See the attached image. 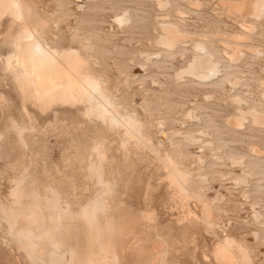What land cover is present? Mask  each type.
Here are the masks:
<instances>
[{
  "label": "rangeland",
  "instance_id": "obj_1",
  "mask_svg": "<svg viewBox=\"0 0 264 264\" xmlns=\"http://www.w3.org/2000/svg\"><path fill=\"white\" fill-rule=\"evenodd\" d=\"M29 1L30 3H34L31 5L36 7L34 9L36 14L48 19L47 21L50 24L49 33L56 34L58 37V47L78 49L82 44L88 42L91 43H88L89 45H93L90 51L93 53H87L94 54L93 58L95 59L89 58V54L87 57L86 53L85 56L89 58L88 61L91 64H95L96 61L97 63L99 62V67H96L95 70L101 71L106 76L111 92L121 94V97L117 94L120 104V100H122L123 104L127 100L124 105L126 106L127 104V112H133L132 114L137 115L146 127L149 125L147 132H150L148 134L152 137L153 141L156 140L157 131L160 129L158 124L162 122L163 125L165 124V128L163 127L165 132L171 134L180 130L179 132L183 131L184 135H195L196 139H200L204 143L209 142L213 145V148L202 147L201 143L184 145L182 137L176 139V142L178 141L183 145L182 152L185 153L182 159L179 158L178 162L180 161L182 166H185H183L185 170L189 169L190 173L193 172L190 175L193 178H197L200 175L197 172L201 174L202 171L205 172L206 174L204 175L203 173L202 176L207 177V181L209 182H206L202 186L196 178L192 179L190 177L191 189H198L199 185L202 188L205 187L203 188V193L210 202L212 209L215 207V210L213 209L214 216L210 227L196 221L184 220L182 206L179 200H176L173 196L174 192L168 188L166 181L164 180L163 182L165 173L164 171L162 172L160 165L150 152L130 148L129 160L125 162V154L118 148V136L106 133L100 128L97 129V126L95 127L85 119L83 120L80 115L82 114L80 108L70 109L68 112L67 109H55L57 112L56 117H54L53 111L42 113L30 101L22 100L21 95L12 85L10 78L2 74L1 68L0 95L3 96L4 100L0 102V133L4 134H2L4 137L1 136V139L4 138V142L0 139V205H8L11 202L9 193L14 187L15 181L22 177H27L28 179L26 178L24 182L27 188L32 187L35 190L37 189L36 191L38 194L40 193V196L49 195V189L54 188L61 196V204L69 203L70 211L76 213L79 207L85 204L86 200H89L95 191L98 190L95 181L88 177L86 171V166L89 162L87 159L90 158L88 157L90 156V142L96 135L99 137L107 136V141H110V147L106 146L105 150L110 159L109 163H111V166L107 167L108 171L112 174L117 169L123 181L129 180V187H126V191L120 183L121 186L118 188L120 194L117 191L114 199V206L117 205V201L120 198L125 204L119 210L115 207L114 211L120 212L125 210L126 213L134 215V219L137 220L135 231L142 244L139 255L132 258L134 262L130 258L128 260L129 264H160V261L164 260L161 255L163 252L167 253V259L165 258L166 260H164L166 264H215L212 256L213 249L225 236L234 239L244 247L247 246L246 248L250 253L253 264H264V129L252 126L250 120L244 122V129L233 128L229 123L233 117L236 118L239 115L237 114L239 113V108L236 106L234 98H241L242 102L245 101L247 103L244 105L242 111L252 109L264 113L263 89L260 84L262 80L264 82V72H262L264 71V19L258 21L259 23L251 19L246 20L253 27L256 25L257 32L255 31V27L254 32L257 34L253 32L255 35L253 33L251 35L245 32L246 30H243L241 27L242 20L238 16L233 14L231 16L227 12V9L223 5V0H196V6H194L196 3L193 2L195 0H191V2L189 0H184L186 2L183 0H170L169 4L171 5L168 4L170 6L169 11L164 9L169 6H159L165 0ZM76 5L81 6L80 11L77 10ZM198 8L200 9L198 10ZM214 12H218V14H214ZM181 13H183L182 16L180 15ZM123 15H125L124 17L130 15L129 19L131 17V25H125L124 28L123 26H119L116 21ZM238 20L240 21L238 22ZM164 22L165 24H169L170 22V25L179 27L183 33L189 35V39L186 40L183 46L178 47L172 52L164 51L157 45L162 35V32L159 31ZM7 24L8 21L5 20L0 29V63L8 52V47L4 44ZM51 28L56 31H52ZM73 35H78L77 38H80V42L77 38L78 42L74 39L76 36L72 38L71 36ZM228 35L229 38L231 35L233 37L235 35L247 37V43L245 40V43L240 42L241 44H237L243 55L241 59L239 58L240 61H237L238 63H234V66L233 64L229 65L231 63L225 55L226 52H230L227 46L232 47L235 45L232 39L227 38ZM232 36L231 38H233ZM70 38H72V42ZM208 38L209 40H206ZM193 42L194 44L203 43L207 47L214 61L222 67L223 78L212 84L198 83V81L188 78H183L181 81L175 79V75L180 70L185 69L196 55L193 48L191 49L194 46ZM254 51L260 53L257 55ZM145 56L149 59L152 58L154 61L157 60L155 61L157 63L151 59L153 62L150 60L151 64H149ZM152 56H156L157 58ZM93 60L96 61L94 62ZM137 68L143 69V76L139 78L140 80H137L138 82L132 79ZM126 78L128 79V84ZM124 81H126L125 87L126 85L128 86L126 88L122 87ZM234 82H237L236 85H234ZM239 82L240 84L237 86ZM118 84H122V86L120 85L119 87ZM209 95L212 97H206ZM144 110L146 111L145 113L142 112ZM26 112L27 116H25ZM186 114L190 115V120L188 121ZM192 116L193 118H191ZM194 116L197 117L194 119ZM198 117L200 118L198 119ZM21 121H23L22 123L25 126L20 123ZM4 122H8L9 127ZM191 122L193 125L188 126ZM13 123L24 126V138L27 137L24 139V142L28 144L26 146L29 148L26 149L25 146L23 147L25 150H22L23 144L19 145V140L17 141V135L13 130ZM153 126L155 128L157 126V130ZM206 132H209L212 139L208 137L209 135L205 134ZM168 133L165 134L167 135ZM78 135L80 136L78 137ZM206 138L209 139L206 140ZM76 140L78 143H75L77 142ZM166 149L168 152L172 151L173 153V150ZM217 149L224 155L221 156ZM252 149L256 150L257 153H254ZM212 151H216L217 153ZM259 152L261 156L258 155ZM185 155H187L186 158L184 157ZM200 156L203 158L202 162H197L198 158H201ZM148 157H150L149 160H147ZM216 157L218 158L217 161L223 159V162L215 161ZM240 159L244 160L240 161ZM231 160L232 162H230ZM235 160H238L239 163ZM233 161H235L234 168L231 166L234 164ZM240 162L246 165L243 166ZM151 163L152 166H150ZM195 164L200 167H194ZM201 164H204L202 168ZM24 171L28 173L26 176ZM247 175L249 178H246ZM239 178L241 179V183L238 182ZM242 180L244 181L242 182ZM228 183L229 185H227ZM242 194L247 196L243 195V197ZM214 199L218 201L213 202ZM143 212H152L154 214H152L153 223L140 219ZM72 226L75 229L73 232L76 236H79L80 242L84 244L83 226L79 223ZM1 228L0 264H28L21 257L10 237H8L4 225H1ZM210 228L213 230H210ZM171 229L172 231H169ZM182 229H185V231ZM186 229L188 232H186ZM161 246H164V250H162ZM17 259H19L18 262H16Z\"/></svg>",
  "mask_w": 264,
  "mask_h": 264
},
{
  "label": "bare ground",
  "instance_id": "obj_2",
  "mask_svg": "<svg viewBox=\"0 0 264 264\" xmlns=\"http://www.w3.org/2000/svg\"><path fill=\"white\" fill-rule=\"evenodd\" d=\"M169 1L170 0H165V2L159 4V6L168 7L169 5H171L169 4ZM189 1L191 2V0ZM193 2L196 3V0ZM32 3H30L29 0H0V29L3 25V22H5V20L8 21L7 28H6V36H5L6 38L4 39V44L8 47V52H7V55L1 60L0 68H1L2 74L10 78L12 85L19 92V94L22 97V100L30 101L34 105V107L36 106L38 110L41 111L42 113H45V112L48 113V111H53L54 117L57 116V112L55 111V109H67V112H68V110L70 109L80 108V110L82 111V114L80 113L79 114L82 116L81 118H83V120L85 119L86 121L91 123L93 126L95 127L97 126V129L100 128L104 130L106 133L114 134L119 137L118 148L125 154L124 155L125 162H128L129 160L128 156H129L130 148L150 152V154L153 155L154 159L160 165L162 172L164 171L165 173V176H163L164 177L163 182L164 180L166 181L168 188H170V190H173L174 192L173 196L176 198V200L177 199L179 200L182 206V210L184 211V215H183L184 220L196 221L205 226L210 227L211 222L213 220V216H214L213 209L215 207L213 206L214 208L212 209L210 202L206 199L205 194L203 193V190H204L203 188L205 187L202 188L199 185V187H201L200 189L199 187H197L198 189H194V190L191 189L192 186L190 187V177H191L190 175L193 174V172L191 170L192 173H190V171H188L189 169L185 170L184 168L185 166L183 165L184 166L183 167L181 162L180 161L178 162L179 158L182 159V156L185 153L182 152L183 145H181L178 141L176 142V139H178L179 137H182V140L184 141L183 142L184 145L185 144L186 145H194V144L196 145L197 143L198 144L201 143L200 145H202V147H212V148H213V145L209 142L204 143L203 141H200V139H196L194 137L195 135L194 136H191V134L184 135L185 133L183 131H182L183 133L179 132L180 130L177 131L176 133L174 132L171 134L168 132H165L164 131L165 124L163 125L162 122L158 124L160 126V129L157 131L158 132L157 138L156 140H154L155 141L154 142L152 137H150V135L148 134L149 131L147 132V127L149 125L146 127L137 115L132 114L133 112L131 113L127 112V104L126 106H124L127 100L124 101L125 102L124 104L122 100H120L121 101V104H120L118 102V99H119L118 96L121 97V94L119 95V93L117 92H111L106 76L103 75L100 70H99L100 72L95 70L96 67L97 68L99 67L98 65L99 62L97 63L96 60H93L94 62L95 61L96 62L95 64L94 63L91 64L88 61L89 58L95 59L93 58L94 54L92 55V54L87 53L92 50L93 47L91 46L93 45H89L91 43L88 42L89 44L86 43L87 44L86 45L84 43L78 49H75L72 47H69V48L58 47V44H57L58 37L56 36V34L53 35L49 33L50 24H49V21H47L48 19L46 17L45 19L43 16L41 17L38 14H36L34 11L36 7L32 6L31 5ZM188 3H187V6H188ZM196 5L197 3L194 6ZM223 5L227 9V12L231 14V16L232 14L236 15L242 20L241 27L243 28L244 31L246 30L245 32H247L248 34L252 35V33L254 32V27L256 25H254L253 27L252 25L248 24L247 23L248 21L246 22L247 19H251L256 22L264 19V0H227L225 2L223 0ZM75 7L77 8V10L81 9V6L79 5H76ZM200 8H198V10ZM164 9L170 10V6ZM216 13L218 14V12ZM216 13L214 12V14ZM182 14L183 13H181L180 15L182 16ZM125 15H123L120 19L116 20L118 25L123 26V28L125 25L127 26L131 25L130 23L131 17L129 19L130 15L127 17H124ZM239 21L240 20H238V22ZM56 26L58 27L57 24ZM160 29L161 30L159 32H162V35L160 34L161 36L157 42V45L161 47L164 51L172 52L178 47L183 46L186 40L189 39L188 34L183 33L179 29V27L172 25V24L170 25V22L169 24H165L164 22V25H162ZM255 31H256V27H255ZM77 36L78 35H73L71 37L72 38L74 37V39L76 40ZM231 36L229 38V35H228L227 38L232 39L235 45L232 47H228L229 46L228 45L227 48L230 49V52L229 53L226 52L225 55L228 61L231 63L229 65L233 64L234 66V63L237 61H240L241 56L243 55V53L240 50V47L237 44L240 42H244L247 39V37L241 36V35H235V37L232 36L233 38H231ZM219 37L221 36L219 35ZM72 38H70V40ZM78 38L77 40L79 41L80 38L79 39ZM206 40H209V38ZM252 40H253V37H252ZM252 40H251V43H252ZM245 42L247 43V40ZM217 46H218V43H217ZM192 48L196 55L195 56L193 55L194 57L192 58L190 63H188L185 69L180 70L177 74L175 73L176 74L175 79H177V81H181L183 78H188V79L196 80L198 81V83L200 82L204 84H212L224 77L221 71L222 67L220 66L219 63L214 61L213 56L211 55V53L208 51L207 47L203 43H200V42L195 43L194 46L191 47V49ZM90 53H93V52H90ZM254 53H257V51L256 52L254 51ZM254 53L253 55L257 56L258 53L260 52H258L257 55ZM85 54L87 57L89 54V58H87ZM90 55L92 56L90 57ZM156 56H152V57H156ZM147 59H148L147 62L149 64H151V62L154 61L152 58L151 59L153 61L149 58ZM243 59H244V56H243ZM150 60L151 62H149ZM152 66H153V63H152ZM142 72H143V69L137 68V71H135L133 75V77L137 79H134V78L132 79L137 81L140 77L143 76ZM233 79H234V76H233ZM261 82H263V80ZM261 82H260L261 88L263 89L262 99L264 100V82L263 83ZM227 83H230V82H227ZM236 83L237 82H234V85H236ZM125 84H126V81H124L123 86L122 84H118V85L119 87L120 85L122 87H125ZM127 84H128V79H127ZM239 84L240 82L238 83L237 86H239ZM126 87L128 86L126 85ZM185 87H188V86H185ZM119 92L121 93V91ZM206 97H212V96L209 95ZM234 99L236 102V106H238L239 108V113H237L239 115L236 118L233 117V119L229 121L230 125L236 129L237 128L244 129L243 128L244 122L246 120H250L252 126L264 129V113H261V112H258L252 109L247 110V111H242V109L244 108V105L247 103L245 101H244L245 103L242 102L240 100L241 98L240 99L234 98ZM3 100H4L3 96L0 95V102H2ZM204 102H207V101H204ZM231 102L235 103L234 101H231ZM142 112L145 113L146 111L144 110ZM189 113L191 114V112ZM25 116H27V112ZM195 117L197 116H194V119ZM191 118H193V116ZM199 118L200 117H198V119ZM186 119L187 121L190 120V115H187ZM22 122L23 121H21L20 123ZM22 124L20 126L16 123H13V130L15 131L17 135L16 137L17 141L19 140V145L21 143L23 144L21 148L25 147L27 144L26 142H24V139L27 138V137L24 138L25 124H23L24 126ZM7 125L9 127L8 122L6 123V126ZM189 125H193L192 122L191 124L189 123L188 126ZM157 126L156 128L153 126L155 130H157ZM165 133H168V134L166 135ZM2 134L3 133H0V139H1V136L4 135ZM205 134H207V136L209 135L208 137H210L209 132L208 133L206 132ZM205 134L203 133V135ZM86 135H87V132H86ZM79 136L80 135H78V137ZM207 139L209 138H206V140ZM1 140L2 142H4L3 141L4 138ZM107 140H108L107 136L99 137L96 135L90 142V145H89L90 156H88L90 158L87 159L89 160V162L86 166V171H87L88 177L95 181V185L98 188V190L95 191V193L89 200H86L87 202L85 204L79 207L76 213H73L72 211H70L69 203L61 204V196L58 193V191L55 190L54 188L49 189L48 191L49 195L47 196L46 195L40 196L39 195L40 193L38 194L36 191L37 189L35 190L32 187L27 188L24 184L25 179L27 177H22L19 180H16L11 192L9 193L8 191V193L10 194L11 202L8 205L6 204L0 205V228H1V225H4L8 237H10L12 242L15 244L18 252L21 254V257H23L28 262V264H129L128 260L130 258L134 262L132 258H135L139 255L140 249L142 248V244H141V240L139 236L136 234V231H135V226H137V220L134 219L133 217L134 215L132 216L128 212L127 214L125 210L120 211V212L114 211L115 207L119 210V208H121L125 204L122 201V199L119 197L120 199L119 201H117V205L114 206V199L117 195L119 186H121L120 183L122 184V187H124L126 191V187H129L128 186L129 180L123 181L120 176V172L117 169H115V171L112 174L109 173L107 167L111 166V163H109L110 159L108 158L105 147L106 146L110 147L109 146L110 141H107ZM75 143H78V141ZM27 146L25 147L26 149L29 148ZM166 148L173 150V153L172 151L168 152ZM22 150H25V149L23 148ZM217 151L219 154H221L218 149ZM258 151L260 150L258 149ZM212 152H216V151H212ZM253 152L257 153L256 150H253ZM260 152L258 155H260ZM248 154H251V153H248ZM223 155L221 154V156ZM174 156H176L177 158ZM186 156L187 155H185L184 157L186 158ZM202 156H200L201 158H198V161L197 160L196 161L202 162L201 161L203 159ZM149 158L150 157H148L147 160H149ZM217 159L218 158L216 157L215 161H217ZM222 160H218V161L223 162ZM242 160L244 159H240V161ZM205 161L208 162L207 160ZM235 161H233V163ZM230 162H232V160ZM204 164L203 165L201 164L202 165L201 168L204 166ZM240 164L243 165L244 163L240 162ZM234 165L235 163L231 165L232 168H234ZM150 166H152V163ZM194 167H198V166H196L195 164ZM157 168L159 169V167ZM200 170L202 171V169ZM241 170H244V169H241ZM25 173H26L25 174L26 176L28 173L27 172ZM197 173H199L200 175L199 176L196 175L197 178L196 177L194 178L197 179L199 184L203 186V184H206V182L209 183L207 181V177L205 178V176H202L203 173L204 175L206 174L205 172L202 171V174L200 172H197ZM248 175L246 176V178H249ZM191 178L194 179L193 177ZM238 180H239L238 182H240L241 179L239 178ZM244 180H242V182ZM227 185H229V183ZM242 185H244V183H242ZM121 191H122V188H121ZM118 193L120 194V191H118ZM243 195L244 194H242V196ZM244 196H247V195H244ZM215 198L217 199V197ZM239 200H240V197H239ZM217 201H215L214 199L213 202H217ZM116 212L118 213L114 214ZM152 214H153L152 212L151 213L143 212L141 214L140 219L145 222L151 223L153 221L152 216L154 215ZM154 219L156 220V218ZM76 223H79L83 226L84 239H85L84 244L80 242L79 236H76V234L73 232V230L75 229L72 228L74 227L72 225ZM168 228L170 229V227ZM177 230L179 231V229ZM182 230L185 231V229H182ZM210 230H213V229L210 228ZM169 231H172V229ZM206 231L209 232L208 230ZM186 232H188L187 229H186ZM161 247H162V250H164L163 249L164 246H161ZM246 247L239 244L234 239L225 236L223 239H221L216 244V246L213 249V252H212L213 261L215 264H253L250 253L248 252ZM15 253H16V250H15ZM166 254L167 253L165 252L161 254L164 260L167 259ZM204 258L206 259V256H204ZM18 260L19 259L15 261L18 262ZM164 260L160 261V264H166ZM206 260H208V258Z\"/></svg>",
  "mask_w": 264,
  "mask_h": 264
}]
</instances>
